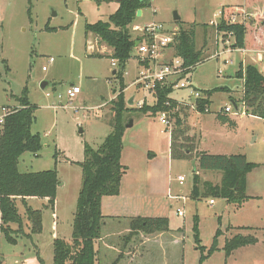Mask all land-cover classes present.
Masks as SVG:
<instances>
[{"label": "rangeland", "instance_id": "rangeland-1", "mask_svg": "<svg viewBox=\"0 0 264 264\" xmlns=\"http://www.w3.org/2000/svg\"><path fill=\"white\" fill-rule=\"evenodd\" d=\"M105 1L0 0V117L4 116L2 108L19 106L17 97L28 88L29 100L37 108L32 132L41 136L43 149L38 155L25 153L19 171L37 173L56 168L61 181L56 216L45 203L43 206L47 207L41 210L44 213L41 235L28 242L26 236L32 237L31 229L24 227L19 246L3 238V264H41L39 259L44 264H53L52 237L72 238L83 178L81 168L72 162L84 161L85 145L98 149L111 133L114 115L110 102L115 98L114 92L121 89L119 81L112 79L110 60L100 55L103 47L98 44L103 43L100 40L97 43L94 35L87 44L91 33L86 32V26L107 21L116 12L117 0ZM150 3L143 17L131 25L133 37L143 36L133 31L136 26L144 28L150 24L194 31L197 48L202 51L201 61L184 78L192 87L175 89L171 98L193 106L196 99L191 96V89L205 94L212 91V104L207 114L188 106L176 112L185 122L186 133L195 138L196 149L192 156L174 157L171 132L161 124L160 115L138 110L139 102L154 105L155 100L133 84L139 71L134 51L127 66L124 91L127 101H135L126 114L123 139L122 165L128 170L121 183V196L105 197L102 202L105 219L100 244L97 242V264H264V121L232 113L228 114L230 121L237 125L231 127L230 122L219 118L227 105L234 107L235 102L241 105L238 97L243 80L237 73L242 56L247 55L231 47L232 37L226 45L223 39L227 36L222 39L218 33L216 41L219 13L223 9L251 4L248 10L258 17L264 15V0H150ZM175 14L180 20L175 21ZM250 35L247 34L248 43ZM261 35L264 39V31ZM248 56L249 62L255 55ZM50 58L55 59L52 65ZM44 66L48 71L42 70ZM257 67L262 68L261 64ZM43 82L48 83L46 89H42ZM73 85L81 93L70 101L67 91ZM131 121L132 127L127 128ZM200 153L243 154L250 163L259 164L260 168L250 176V187L263 199L240 208L225 199L205 196L203 184L219 188L223 174L200 170ZM196 171L202 199L191 196ZM179 176L186 178L184 186L178 183ZM211 200L215 201L212 206ZM179 212L184 216H179ZM22 216L27 220L25 213ZM136 217L168 218L170 231L151 235L131 233L130 226ZM56 223L58 230L54 229ZM239 235L254 237L258 243L240 248L227 258L226 241ZM216 236V252L204 259L209 256ZM33 241L41 242L40 246Z\"/></svg>", "mask_w": 264, "mask_h": 264}, {"label": "trees", "instance_id": "trees-1", "mask_svg": "<svg viewBox=\"0 0 264 264\" xmlns=\"http://www.w3.org/2000/svg\"><path fill=\"white\" fill-rule=\"evenodd\" d=\"M118 3L119 8L107 21L86 26L87 33L95 35L101 43L113 50L112 55L107 58L116 60L118 63L113 78L119 81L121 89L119 93L117 92L116 98L110 102L114 115L110 123L111 133L98 149L92 148L89 144L85 145L84 161L72 162L82 170V188L77 203L72 240L70 242L63 239L54 240L53 264H96L98 262L96 244L101 239L105 219L102 213V201L105 197L121 194V183L128 170L122 165V153L126 114L132 107L125 99V76L128 63L134 58L136 43L141 41L140 38L133 37L131 25L137 19V12L144 11L151 6V3L150 0H118ZM248 5L223 9L217 33L224 36L232 35L233 49L264 52V39L261 35L264 31V15L255 17L248 10L251 4ZM248 33L251 34L250 43L247 40ZM174 50L175 57L183 60V67L187 69V74H190L201 61L202 51L197 48L195 32L192 30L181 31ZM237 76L243 80V97L239 103L245 106L247 115L264 119V75L257 67L244 66L241 63ZM173 92L172 85L158 88L155 104H144L138 110L144 114L150 112L158 114L167 110L166 103ZM212 93L207 91L209 99L198 102L199 113L206 114V108H210ZM17 102L19 106L11 109V113L5 118L0 137V236H4L11 245H16L24 232L25 217L20 213L19 202L25 208L31 235L40 234L43 231V211L33 210L28 206L27 200L46 201L48 207L55 211L57 192L61 185L56 168L37 173L19 171L21 157L25 153L38 155L43 149V144L41 136L32 132L37 108L29 100L28 88H25L21 97H17ZM176 106V103H173V107ZM218 115L223 122H230L231 127H236L237 124L232 123L227 114L220 112ZM175 118V126L171 131L172 155L174 157L192 156L196 149L195 138L186 133L185 122L178 113L175 114ZM198 159L200 170L217 171L223 174L219 188L208 183L203 184L205 196L222 198L229 204L237 206H242L249 199L246 194L247 176L260 167L259 164L250 163L243 154L200 153ZM197 173L198 171L194 175L191 196L194 199H202L204 196L200 193ZM12 225H17L18 229H13ZM130 228L131 233L146 235L163 233L170 231V221L165 217H136ZM195 232H198V219H195ZM26 237L30 238L28 235ZM257 243L258 240L254 237L243 235L233 237L226 241L225 255L229 258L238 249ZM217 248L216 236L209 256H204V259L212 256ZM39 261L44 264V260L39 259ZM0 264H3L1 254Z\"/></svg>", "mask_w": 264, "mask_h": 264}, {"label": "built area", "instance_id": "built-area-1", "mask_svg": "<svg viewBox=\"0 0 264 264\" xmlns=\"http://www.w3.org/2000/svg\"><path fill=\"white\" fill-rule=\"evenodd\" d=\"M221 16V13H220ZM213 26H216L215 23H212ZM134 32H141L143 36L139 37L141 41L136 48L137 51V60H138V75L134 81V85L141 88L152 98L156 101V95L158 88L173 86L175 89H189L192 87L189 84V80L184 79L188 76L186 73L187 69L183 67V60L178 57H170L168 56V52L175 49V45L177 39L181 34V30L177 27L169 28L162 24H150L144 28L136 27L133 29ZM223 34L221 35L223 39ZM233 38L232 35H228L227 39H223L226 45L230 44V38ZM234 39V38H233ZM234 43V41H233ZM233 45V44H232ZM231 45V47H232ZM244 55L248 54L247 50H240ZM264 53V52H263ZM219 56V55H218ZM262 66L258 70L262 75H264V63L263 58H259L258 60ZM55 62L54 58H50L49 64L52 65ZM117 61L112 60V67L117 69ZM44 72L48 71V67L44 66L42 68ZM81 93V89L77 86H71V88L67 91V96L70 101L75 99L77 95ZM191 96H194L196 99V103L191 106L184 101H177L170 97V100L166 103L167 110L158 113L160 115V122L162 125L166 126V128L172 131L175 120L173 121V117H175L176 112H180V108L182 106H188L197 110L198 112V102L199 101H206L209 97L205 93L198 92L195 89H191L190 92ZM49 96V95H48ZM141 101L138 103V107L141 108L144 103ZM173 103H176V107H173ZM241 104V103H240ZM238 106V105H237ZM210 109V108H209ZM208 108H206L205 113H209ZM4 112V116L0 117V137L2 136V131L5 124V118L11 113V108H2ZM223 114H232L245 116L246 108L243 104L238 106V109L227 105L224 110L221 111ZM199 113V112H198ZM178 183L181 186H184L186 183V178L184 176L178 177ZM169 197L172 198L173 196L169 194ZM183 200L186 198L184 196ZM215 201L211 200L210 205H214ZM179 216L183 217L184 213L179 212Z\"/></svg>", "mask_w": 264, "mask_h": 264}, {"label": "crops", "instance_id": "crops-1", "mask_svg": "<svg viewBox=\"0 0 264 264\" xmlns=\"http://www.w3.org/2000/svg\"><path fill=\"white\" fill-rule=\"evenodd\" d=\"M119 8V3H118V0H117V9ZM117 9H116V11H117ZM221 13V12H220ZM220 13H219V15H220ZM143 14H144V12H143ZM142 17H143V15H142ZM136 27H139V26H136ZM139 28H142V27H139ZM218 36H220V35H218V33H217V37H216V41H219L218 40ZM94 37V35L92 36V34H91V39H89L88 40V42H87V44H88V46H89V41L90 42H92V38ZM96 40V42L98 43V41H99V39L97 40V38L95 39ZM197 45V44H196ZM98 46L101 48V47H103L102 48V53L100 54L101 56H104L105 58H107V57H109L110 55H112V53H113V50L111 49V48H109V47H107L106 45H101V44H98ZM199 50V49H198ZM201 50V49H200ZM248 51V54H247V56H242L243 58H242V61H240V63H242L244 66H247V65H253V66H255V67H257V64H260V62L258 61L259 60V58H263V62L262 63H264V53L263 52H257V51H249V50H247ZM175 50H174V48L172 49V50H170V52H168V56H170V57H173V56H175ZM249 54H253V55H255V56H251V60L248 62V58H249ZM135 59H137V54L135 55ZM108 60H110V62H111V67H112V59H109L108 58ZM258 69H259V67H257ZM112 69H113V71H112V79H114L113 77L115 76V75H113V72L116 70V69H114L113 67H112ZM126 75H127V72H126ZM111 80V79H110ZM115 93V98H116V94H117V91H115L114 92ZM242 97H243V89H242V93L240 94V97H238V99L239 100H241L242 99ZM113 100V99H112ZM134 104H135V101H134ZM242 104V103H241ZM103 107V106H102ZM10 108V107H9ZM247 116H249V115H245V116H241V117H247ZM252 118H255V119H257V117H254V116H252ZM263 121H264V119H263ZM105 140V139H104ZM225 155H231V154H225ZM233 155V154H232ZM247 157V156H246ZM247 160H248V158H247ZM258 168H260V167H258ZM258 168H256L255 170H257ZM255 170H253L250 174H248V176H247V192H246V194H247V196L249 197V199L242 205V206H239L240 208L241 207H244V206H246L247 204H249L250 202H251V204L253 203V202H255L256 200H262L263 198L262 197H260L258 194H254V192H252L251 191V187H250V179H251V175L253 174V172L255 171ZM197 174H199V172L197 173ZM122 193V192H121ZM119 196H121V194L119 195ZM119 196H115V197H119ZM103 201H104V199H103ZM102 201V202H103ZM45 203H47L46 201H43V200H39V199H28L27 200V204H28V206L29 207H31L33 210H42V209H44V208H46L47 206H43ZM41 205V206H40ZM57 206H58V192H57ZM57 206H56V210L55 211H53V213H54V215L56 216V212H57ZM102 208H103V204H102ZM19 209H20V213H21V215L22 214H24L25 213V208L23 207V205L19 202ZM24 227H26V228H30L29 226H28V221L27 220H25V222H24ZM248 227H250V226H248ZM12 228L13 229H18V227H17V225H12ZM54 229L56 230L57 229V223L55 224V226H54ZM58 230V229H57ZM44 232V213H43V231H42V233ZM42 233H40V235L42 234ZM37 235H39V234H37ZM37 235H32V237L29 239V238H27V241L28 242H30L31 240H33L34 239V236H37ZM55 237H57L56 235H54L52 238H53V241L52 242H54V239H55ZM4 238V236H0V254L1 255H3L2 254V252H1V243H2V239ZM58 238V237H57ZM101 238H102V236H101ZM5 239V238H4ZM6 240V239H5ZM64 240V239H63ZM72 240V238L71 239H68V240H66V241H68V242H70ZM101 240V239H100ZM99 240V241H100ZM98 241V242H99ZM20 242H22V241H20V238L18 239V242H17V244L15 245V246H19V244H20ZM33 244L34 245H38V246H40L39 244H41V242H38V244H35V242L33 241ZM99 244H100V242H99ZM99 244H98V246H97V244H96V250H97V252H98V255H99ZM14 246V245H13ZM22 246L23 247H25L26 246V244L25 243H22ZM35 247V246H34ZM40 247L38 248L37 247V251L41 254V252H40ZM19 254H22V252H20ZM41 256H42V254H41ZM3 257V256H2ZM98 258H99V256H98ZM4 260V259H3ZM97 264V263H96Z\"/></svg>", "mask_w": 264, "mask_h": 264}, {"label": "water", "instance_id": "water-1", "mask_svg": "<svg viewBox=\"0 0 264 264\" xmlns=\"http://www.w3.org/2000/svg\"><path fill=\"white\" fill-rule=\"evenodd\" d=\"M142 15H143V11H142V10H139V11L137 12V18L142 17ZM178 20H180V18H179V16H178L177 14H175V21H178ZM138 45H139V42L136 43V47H137ZM115 74H116V71L113 72V75H115ZM47 85H48L47 82H43V83H42V89H46ZM128 105H129V106H133V105H134V99H131V100L128 102ZM234 107H235L236 109H238V106H237L236 103H234ZM132 125H133V122L131 121V122L129 123V125H127V128L132 127ZM80 133H83V131L80 130Z\"/></svg>", "mask_w": 264, "mask_h": 264}]
</instances>
